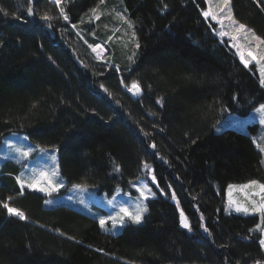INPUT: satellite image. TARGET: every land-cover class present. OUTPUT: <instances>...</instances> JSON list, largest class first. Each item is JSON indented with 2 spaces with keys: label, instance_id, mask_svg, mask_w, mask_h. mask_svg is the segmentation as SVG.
<instances>
[{
  "label": "trees",
  "instance_id": "1",
  "mask_svg": "<svg viewBox=\"0 0 264 264\" xmlns=\"http://www.w3.org/2000/svg\"><path fill=\"white\" fill-rule=\"evenodd\" d=\"M230 1L235 18L264 39V0ZM117 3L134 41L113 43L106 63L76 29L83 32L100 6L102 33L111 24L106 10ZM203 7L202 0H0V145L22 133L56 148L67 186L108 196L117 188L135 194L132 184L147 164L166 194L146 201L142 223L112 235L84 213L47 207L45 195L22 190L12 164L0 170V264L264 260L257 216L224 213L229 184L264 183L261 155L249 135L215 131L228 114L245 116L263 104L264 88L216 36ZM134 81L136 96L127 91ZM171 193L190 230L180 227ZM2 202L26 219L9 215Z\"/></svg>",
  "mask_w": 264,
  "mask_h": 264
},
{
  "label": "rangeland",
  "instance_id": "2",
  "mask_svg": "<svg viewBox=\"0 0 264 264\" xmlns=\"http://www.w3.org/2000/svg\"><path fill=\"white\" fill-rule=\"evenodd\" d=\"M52 1L56 2V0ZM64 1L67 0H60L59 5ZM202 1L204 3L202 15L204 11L211 9L217 17V19L214 20L211 16L207 18L203 16L213 24L216 36L227 43L243 65L244 63L240 59L238 49L239 51L244 52L245 59L249 61L246 67H252L254 69L260 84L264 88V83H261V81L264 80V74H262V72H264V60H253L247 55L248 51H253L254 55L257 57L264 55V44L259 43L253 38L254 31L251 30V32H248L247 29L250 28L247 26L245 30L237 31L238 25L242 23H240L233 15L231 1L227 6L224 5L223 0H211L210 3L209 0ZM106 11V13H108V17L111 18V24H108V26L105 23L102 27V33H99V29L96 25L103 16V9L100 6H96L89 13L88 19L91 20L94 25L92 26V23L87 22V27L83 32L79 29H76V31L82 38H84V40H86L85 34H87L86 37L95 41L94 44L88 43V46L96 59L109 63L108 57L112 44L115 43L119 46H123L125 43H127V45L129 43H133L134 33L132 23L126 19L124 10L118 3L115 6H111L110 9H107ZM229 15H231L232 19L238 23L233 24L232 20L228 18ZM221 31L227 33V35L221 36L219 34ZM255 36L257 35L255 34ZM96 45H101V47L96 48ZM233 45H236V47H233ZM131 88L132 86L129 89ZM129 89L127 91L133 96L139 94L136 93L135 90L129 91ZM258 107L250 111L245 116L228 114L220 123L216 125L215 131L222 132L225 129H232L249 135L254 147L261 155L262 166L264 168V123H261L262 114L256 111ZM17 149H22L24 151L32 149V151L28 157H23ZM42 149L45 151H41ZM53 154L56 156L54 161L51 159ZM12 164L18 166L19 168L16 181L17 177H20L25 181H30L31 178L35 177L37 179H41L42 186H47V180L39 176L41 172H44L51 175L54 183L62 185V187L58 190L47 193L39 191L38 188H28L27 183H25L23 188H21V184L17 181L22 190L28 189L45 195V201H52L50 204H44L47 207L63 205L82 212L97 221L101 231L112 235L118 234L124 226H114L112 221L106 220L105 227L101 228L99 224L101 217L114 216L116 212L119 211L121 206L128 207L130 211L134 212L137 210L138 205L139 207L146 206V201L157 197L158 193L162 196H166L165 192H163L157 185L156 178L153 180L154 173L152 168H146L145 176L140 177L132 184L135 194H132L129 191L123 192L120 188H117L111 196H108L106 194H99L94 189L87 186H67L66 182L59 174L57 149L43 148L34 145L29 141L28 137L22 133L8 134L0 145V170L9 168ZM52 173H55V175H52ZM251 181L229 184L227 186L225 189L224 213L257 216V225H259V227L256 225L254 229L259 232L261 236L260 239H262L264 238V213L252 212L251 210L248 212L236 210L238 207L241 209H251L264 203V190H261L259 187V184L264 183L257 181L258 183L253 185L250 183ZM138 189H145L148 198H141ZM148 189H150V192L147 191ZM170 199L177 205L179 224L180 227L184 228L181 221L183 219H186L188 223L189 221L182 209L179 207L176 197H173L172 193ZM126 222L132 223L131 221H128L127 218ZM184 229L190 230V228ZM262 248L264 250V247Z\"/></svg>",
  "mask_w": 264,
  "mask_h": 264
},
{
  "label": "snow or ice",
  "instance_id": "3",
  "mask_svg": "<svg viewBox=\"0 0 264 264\" xmlns=\"http://www.w3.org/2000/svg\"><path fill=\"white\" fill-rule=\"evenodd\" d=\"M210 2H211V0H209V3ZM229 2H230V0H223L224 5H226V6L229 4ZM56 3L59 4L60 0H56ZM0 11H2V10H0ZM32 12H33L32 8H29L28 9V14L31 15ZM60 13L63 16V19L65 21L69 20L68 15L64 14V9L63 8H60ZM203 16L206 17V18L211 16L212 19H214V20L217 19L216 15L211 11V9H209L207 11H204L203 12ZM228 18L232 20L233 24L238 23L237 21L232 19L231 15H229ZM43 19L50 20L51 17L45 16V17H43ZM73 27H75V25H73ZM245 29H246V25L239 24L237 31H242V30H245ZM247 31L251 32V29H247ZM219 34L221 36L227 35V33L223 32V31H221ZM253 38L256 41H258L259 43L264 44V39H261L259 36H255L254 33H253ZM139 46L140 45L137 43L136 47L139 48ZM100 47H101V45H96V48H100ZM233 47H236V45H233ZM238 52H239L241 61L244 63L245 66H247L249 61L247 59H245L244 52L239 51V49H238ZM247 55L249 57H251L253 60H257V59L264 60V55H261V56L257 57L256 55H254L253 51H248ZM129 59H131V57ZM117 70H119V69L117 68ZM262 74H264V72H262ZM261 83H264V80H262ZM101 88H103V85H101ZM132 90H135L136 93H139L141 91L139 86H138V84L135 81L132 84V88L129 89V91H132ZM104 91L107 92V89H104ZM256 111L260 112L262 114L261 123H264V104H261L256 109ZM152 147H155V145H152ZM17 151L20 152L21 156L28 157L30 152L32 151V149H28L27 151H24L22 149H17ZM41 151H45V150L42 149ZM51 159L54 161L56 159V156L53 154ZM144 167L147 168L148 165L145 164ZM117 170H118V166H117ZM52 175H55V173H52ZM39 176L41 178L47 180V186H42L41 179H37L35 177L31 178L30 181H25V180H22L20 177H17V181H18V183L21 184V188H23V185L25 183H27L28 188H32V189L38 188L39 191L47 192V193H51L53 191L58 190L60 187H62V185L54 183V181L51 178V175H49L48 173L41 172L39 174ZM153 180H155L154 176H153ZM250 183L253 184V185H256L258 182L253 180ZM77 187H80V186L77 185ZM134 187H135V185H134ZM259 187L261 188V190H264V184H259ZM138 191L140 192V197L141 198H143V199H147L148 198L147 197V192L145 191V189H138ZM147 191L150 192V189H148ZM174 196H175V194L173 193V197ZM9 199H11V198H9ZM45 203H49L50 204V203H52V201L48 200V201H45ZM110 203H111V201H110ZM2 206L7 210L9 215H15L16 217H18V218H20L22 220L26 219L25 213L23 211H21L18 208H15V207H10L8 202H2ZM236 210L237 211H244V212H248L249 210H251L252 212L264 213V203L260 204L259 206L253 207L251 209H248V208L241 209V208L238 207ZM147 211H148V209H147L146 206L139 207V205H138L137 206V210L134 211V212L130 211L128 207L121 206L119 208V211H117L114 216L101 217L100 220H99V224H100L101 228H103V227H105L106 220H110V221H112L114 226H116V225L127 226L126 218H127L128 221H131L132 223L140 224V223H142V221L144 219L143 214L145 212H147ZM181 215H183V214H181ZM202 218L203 217H201V219ZM181 223H182L184 228H190V225H189V223L187 222L186 219H183L181 221ZM257 227H259V225H257ZM204 231L208 232V229L205 227ZM259 243H260V245L262 247H264V238L260 239Z\"/></svg>",
  "mask_w": 264,
  "mask_h": 264
},
{
  "label": "built area",
  "instance_id": "4",
  "mask_svg": "<svg viewBox=\"0 0 264 264\" xmlns=\"http://www.w3.org/2000/svg\"><path fill=\"white\" fill-rule=\"evenodd\" d=\"M254 264H264V260H258Z\"/></svg>",
  "mask_w": 264,
  "mask_h": 264
}]
</instances>
